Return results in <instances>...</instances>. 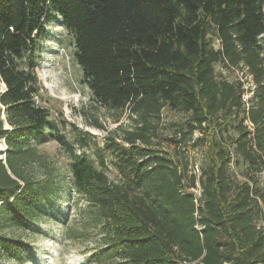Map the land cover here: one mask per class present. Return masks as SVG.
<instances>
[{
	"label": "trees",
	"instance_id": "trees-1",
	"mask_svg": "<svg viewBox=\"0 0 264 264\" xmlns=\"http://www.w3.org/2000/svg\"><path fill=\"white\" fill-rule=\"evenodd\" d=\"M57 18L73 34L95 101L115 122L128 112L131 123L104 142L119 181L107 174L103 148L97 162L84 155L87 132L70 142L51 125L47 107L35 102L33 61L20 66ZM263 35L264 0H0V264L25 261L9 232L25 230L64 181L37 147L47 131L69 150L72 185L98 220L99 264H264L255 226L264 207V187H256L264 172ZM217 62L252 76L248 106L242 81L217 77ZM164 107L190 112L170 137L177 150L154 141ZM194 148H204L198 206L186 191ZM234 156L250 169L244 180L233 181Z\"/></svg>",
	"mask_w": 264,
	"mask_h": 264
},
{
	"label": "rangeland",
	"instance_id": "rangeland-1",
	"mask_svg": "<svg viewBox=\"0 0 264 264\" xmlns=\"http://www.w3.org/2000/svg\"><path fill=\"white\" fill-rule=\"evenodd\" d=\"M261 42L264 49V35ZM217 44L215 40V45ZM74 51L73 34L57 18L46 23L45 35L34 51L25 53L20 66L26 68L33 61L39 84L35 102L47 107L51 125L58 127L60 133L70 142L79 131L87 132L89 140L84 147V155L97 162L96 151L103 148L107 174L111 180L119 181L123 178L122 173L115 167L114 153L104 148V142L109 133H116L115 128L119 123H131L128 112L123 114L119 122H115L112 111L95 101L91 89L83 80V71L75 59ZM214 70L217 77H225L231 81L239 79L240 69L225 68L217 62ZM251 81L254 90L252 78ZM0 85L3 87L2 83ZM161 116L158 136L154 141H158L163 150H177L170 137L176 131L175 125L183 123L190 116V112L164 107ZM96 123H101L103 127H97ZM227 134L233 136L237 131L230 127ZM197 135L198 131L194 130L193 137ZM37 147L56 164L64 181L60 183L57 193L49 197L42 214L32 220L25 230L14 229L9 232L24 247L25 261L21 264H99L96 253L103 247L102 233L97 218L92 219L88 201L72 185L69 150L51 137L48 131L44 140L37 143ZM4 149L5 145L1 142L0 150ZM81 151L74 146L76 155ZM189 153L201 162L204 148H201V152ZM229 170L234 174L233 181L246 179L250 172L247 163L239 156L232 157ZM256 175L259 177L256 187H264V172ZM99 258L105 259L104 256ZM5 264L18 263L8 259Z\"/></svg>",
	"mask_w": 264,
	"mask_h": 264
},
{
	"label": "built area",
	"instance_id": "built-area-1",
	"mask_svg": "<svg viewBox=\"0 0 264 264\" xmlns=\"http://www.w3.org/2000/svg\"><path fill=\"white\" fill-rule=\"evenodd\" d=\"M252 76L248 73L246 68L240 69L239 79L242 81L244 92L242 94V100L246 106L249 105V99L252 96L253 84L251 81ZM196 151L201 152L200 149L194 148L190 152L195 153ZM189 155V164H188V173L193 174L195 176L194 184L186 187V191L190 192L193 195L196 206H198L202 201L200 200L202 196L201 186L199 183V176L201 174L200 168V159L193 158L190 153ZM183 192V191H182ZM256 228L260 229L262 234L264 235V207L260 213V216L255 220Z\"/></svg>",
	"mask_w": 264,
	"mask_h": 264
}]
</instances>
